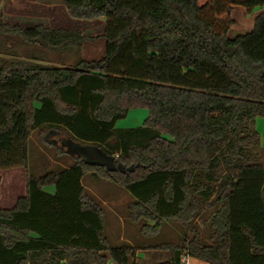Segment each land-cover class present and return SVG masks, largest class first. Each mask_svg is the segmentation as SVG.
<instances>
[{"label":"trees","instance_id":"1","mask_svg":"<svg viewBox=\"0 0 264 264\" xmlns=\"http://www.w3.org/2000/svg\"><path fill=\"white\" fill-rule=\"evenodd\" d=\"M240 4L251 11L264 0ZM64 5L73 18L105 19L101 58L43 63L31 45L67 51L90 37L10 24L0 11V46L23 44L26 58L0 55V167H28L31 134L44 129L114 164L79 156L59 171L28 175L26 194L0 207V264L131 263L138 248L111 244L105 208L82 181L88 173L131 193L129 216L145 221L142 234L156 235L166 222L186 230L180 244L159 247L171 259L158 264L183 257L264 264V146L256 127L264 119V13L251 31L229 37L239 23L227 0ZM136 108L149 110L145 122L117 128ZM1 185L0 173V195Z\"/></svg>","mask_w":264,"mask_h":264},{"label":"rangeland","instance_id":"2","mask_svg":"<svg viewBox=\"0 0 264 264\" xmlns=\"http://www.w3.org/2000/svg\"><path fill=\"white\" fill-rule=\"evenodd\" d=\"M227 1L231 3L232 15L239 23L237 28H232L229 31V37L250 31L253 28L256 14L264 12V6H258L248 11L240 4L241 0ZM0 11L4 14L5 21L18 22L23 27L43 24L47 28L79 30L84 36L90 37L80 49L73 48L67 51H43L41 48L31 45L30 51L45 59L46 61L43 63L73 65L80 58L99 59L105 53V39L101 36L105 29V19L73 18L68 14L64 0H0ZM11 44L9 42L7 48L0 46V55L8 59H26L24 58V45L18 44L8 50ZM148 116L147 108L132 109L126 117L117 121L116 127L140 126ZM256 127L261 134V147H263V118L257 119ZM83 149L81 144L70 142L66 133L48 129L34 130L29 140L28 167H0L2 175L0 207L10 209L19 197L26 194L28 175L40 177L69 167L74 163V157L78 153L82 156L80 150ZM91 156H95V154H91ZM83 158H86L85 155ZM82 181L88 192L105 207V232L111 244L114 246L129 244L141 250L140 256L132 259L130 264L135 261L138 264H158L171 259L169 251L159 247L167 243L180 244L186 230L179 223L166 222L158 234L144 235L141 233L140 227L145 221L133 222L130 219L129 204L133 200V196L129 191L117 183L99 178L91 173H88ZM45 190L54 193L55 186H47ZM107 195L110 199L105 198ZM211 213L212 211H209L207 216ZM200 222L201 219L197 221L199 224ZM201 229L206 228L201 227ZM112 261L113 264H117L113 259Z\"/></svg>","mask_w":264,"mask_h":264},{"label":"crops","instance_id":"3","mask_svg":"<svg viewBox=\"0 0 264 264\" xmlns=\"http://www.w3.org/2000/svg\"><path fill=\"white\" fill-rule=\"evenodd\" d=\"M10 1H14V0H10ZM261 13H264V12H261ZM260 14V13H259ZM258 14V15H259ZM257 14H256V17L258 16ZM255 17V18H256ZM7 23H10V24H19L18 22H15V23H12L11 21H6ZM20 25V24H19ZM254 26V25H253ZM252 30V29H251ZM250 30V31H251ZM249 32V31H248ZM81 146H83V148L84 149H87L86 148V146H84V145H82L81 144ZM87 150H89V151H93L94 149H87ZM99 152V151H98ZM100 153V152H99ZM79 156H81V155H77V156H75V157H79ZM84 156V154H82V157ZM85 157H86V159H88V160H90L91 161V159L88 157V156H86L85 155ZM94 197V196H93ZM112 197H113V195H112ZM105 198H107V199H110V197L107 195V196H105ZM100 203V202H99ZM101 204V203H100ZM102 206H103V204H101ZM104 207V206H103ZM105 208V207H104ZM106 211V210H105ZM106 220V219H105ZM140 251L141 250H137V252H136V257L135 258H132L133 260L134 259H136V258H138L140 255ZM187 259H186V264H210V263H208V262H206V261H203V260H200V259H197V258H193V257H186ZM131 259V260H132ZM108 264H113V261H112V259L110 258L109 260H108Z\"/></svg>","mask_w":264,"mask_h":264},{"label":"water","instance_id":"4","mask_svg":"<svg viewBox=\"0 0 264 264\" xmlns=\"http://www.w3.org/2000/svg\"><path fill=\"white\" fill-rule=\"evenodd\" d=\"M80 153L88 156L93 162L114 164V159H110L109 157L104 156L103 154L99 153L96 150L89 151L87 149H83V150H80ZM91 154H95V156H91Z\"/></svg>","mask_w":264,"mask_h":264},{"label":"built area","instance_id":"5","mask_svg":"<svg viewBox=\"0 0 264 264\" xmlns=\"http://www.w3.org/2000/svg\"><path fill=\"white\" fill-rule=\"evenodd\" d=\"M186 259H187L186 257H183V258H182V263H183V264H186Z\"/></svg>","mask_w":264,"mask_h":264}]
</instances>
